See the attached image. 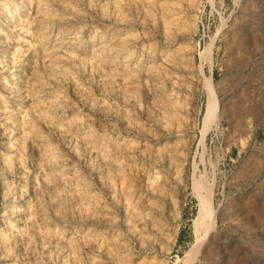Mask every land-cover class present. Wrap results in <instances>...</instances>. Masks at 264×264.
<instances>
[{
	"label": "rangeland",
	"instance_id": "1",
	"mask_svg": "<svg viewBox=\"0 0 264 264\" xmlns=\"http://www.w3.org/2000/svg\"><path fill=\"white\" fill-rule=\"evenodd\" d=\"M188 260L264 264V0H0V264Z\"/></svg>",
	"mask_w": 264,
	"mask_h": 264
},
{
	"label": "bare ground",
	"instance_id": "2",
	"mask_svg": "<svg viewBox=\"0 0 264 264\" xmlns=\"http://www.w3.org/2000/svg\"><path fill=\"white\" fill-rule=\"evenodd\" d=\"M212 92V91H211ZM216 112V104H215V99L214 97L211 99V101H209L208 104V110L206 113V118L205 120H211V117L214 116ZM200 183V182H199ZM213 190V189H212ZM206 194L204 193L203 195L201 194V207H200V211L198 212L199 215L196 218L197 219V224H202L201 226H203V230H206V233L209 231H212L213 229H215V225H216V211L213 208L214 205H212V192L213 191H205ZM204 232V231H203ZM190 258V257H189ZM192 258V257H191ZM187 260V259H186ZM192 262H190L189 260L186 262V264H190Z\"/></svg>",
	"mask_w": 264,
	"mask_h": 264
}]
</instances>
